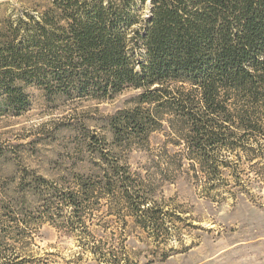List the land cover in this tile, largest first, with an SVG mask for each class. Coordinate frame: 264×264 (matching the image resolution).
<instances>
[{
    "label": "trees",
    "instance_id": "trees-1",
    "mask_svg": "<svg viewBox=\"0 0 264 264\" xmlns=\"http://www.w3.org/2000/svg\"><path fill=\"white\" fill-rule=\"evenodd\" d=\"M146 1L55 0L40 21L0 40L5 110H25L27 85L67 98L140 91L132 108L107 119L111 142L99 155L100 176L76 178V189L55 194L56 206L45 205L41 216L77 230L82 253L102 264H137L124 245L125 217L154 232L167 218L151 198L150 181L131 172L116 150L145 148L167 124V136L181 146L177 156L189 161L210 198L227 186L235 196L231 189L244 183L243 158L264 159V0H148L149 16L141 19L135 8ZM99 140L107 142L105 135ZM102 205L116 225L106 217L93 222ZM6 213L0 222L14 226L0 228V264H15L23 250H8L2 231L21 240L28 222Z\"/></svg>",
    "mask_w": 264,
    "mask_h": 264
},
{
    "label": "rangeland",
    "instance_id": "rangeland-1",
    "mask_svg": "<svg viewBox=\"0 0 264 264\" xmlns=\"http://www.w3.org/2000/svg\"><path fill=\"white\" fill-rule=\"evenodd\" d=\"M54 3L0 0V40L18 26L25 29L33 20L40 21ZM135 10L139 18H147L148 0ZM23 91L29 102L19 114L5 110L0 98V219L5 221L9 211L11 218L28 223L21 240L3 229V245L23 250V258L15 264L22 260V264H102L91 253H82L77 230L56 228L41 216L45 205L56 206L55 194L76 189V178L100 176L99 155L111 142L107 119L132 108L140 91L129 88L105 99L47 96L35 85L24 86ZM169 131L163 124L162 131L150 134L145 148L116 150L131 172L150 181L152 200L167 213L159 232L136 227L125 217L124 245L134 262L264 264V159L243 158L244 183L231 189L235 196L227 186L210 198L202 192L199 177L188 170L189 161L177 156L181 146L171 134L167 136ZM102 135L106 144L99 140ZM6 205L13 207L4 210ZM99 209L91 215L94 223L106 217L117 224L116 216H106L105 205ZM3 224L14 226V222ZM94 228L98 235L105 234Z\"/></svg>",
    "mask_w": 264,
    "mask_h": 264
}]
</instances>
